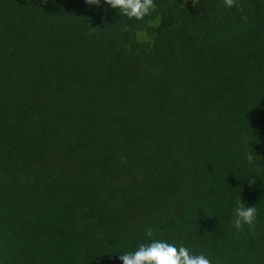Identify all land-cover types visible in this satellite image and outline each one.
I'll return each instance as SVG.
<instances>
[{"label": "trees", "instance_id": "16d2710c", "mask_svg": "<svg viewBox=\"0 0 264 264\" xmlns=\"http://www.w3.org/2000/svg\"><path fill=\"white\" fill-rule=\"evenodd\" d=\"M154 2L0 0V264H264V0Z\"/></svg>", "mask_w": 264, "mask_h": 264}, {"label": "clouds", "instance_id": "9594fccd", "mask_svg": "<svg viewBox=\"0 0 264 264\" xmlns=\"http://www.w3.org/2000/svg\"><path fill=\"white\" fill-rule=\"evenodd\" d=\"M85 2L90 6L100 4V0H85ZM104 3L119 10L127 18L137 21L150 15L156 8L154 0H104ZM223 5L231 8L236 5V0H223ZM255 158L259 157L254 155L252 150L245 156L248 163H252ZM233 217V227L237 232H243L245 226L250 231L255 230L257 209L246 207L241 198L236 201ZM145 236L150 242L140 244L134 252L119 255L122 264H213L210 256L203 252L196 254L185 245L177 246L165 240L152 239V229H147Z\"/></svg>", "mask_w": 264, "mask_h": 264}]
</instances>
